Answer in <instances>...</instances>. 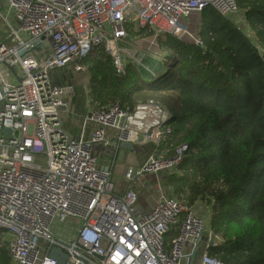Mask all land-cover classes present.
Listing matches in <instances>:
<instances>
[{
	"label": "built area",
	"instance_id": "obj_1",
	"mask_svg": "<svg viewBox=\"0 0 264 264\" xmlns=\"http://www.w3.org/2000/svg\"><path fill=\"white\" fill-rule=\"evenodd\" d=\"M3 2L0 231L11 264H231L210 254L224 239L199 213L202 203L192 205L163 191L150 207L140 203L136 181L151 175L159 183L161 173L180 168L189 149L181 143L172 154L170 148L160 150L172 133L169 109L155 101L133 109L119 102L99 108L89 101L87 111L78 114L74 86L54 83L53 72L85 71L80 61L103 45L117 72L125 74L140 29L156 40L189 34L202 45L188 29L190 15L211 6L242 28L236 0ZM122 142L154 149L139 167L128 169L130 186L118 194L112 176ZM39 156L45 164L37 162ZM54 222L74 223L75 239L58 237ZM172 229L177 233L168 240ZM54 246L68 254L65 262L49 256Z\"/></svg>",
	"mask_w": 264,
	"mask_h": 264
},
{
	"label": "trees",
	"instance_id": "obj_2",
	"mask_svg": "<svg viewBox=\"0 0 264 264\" xmlns=\"http://www.w3.org/2000/svg\"><path fill=\"white\" fill-rule=\"evenodd\" d=\"M236 2L246 29L214 7L204 8L198 32L203 44L168 35L163 44L172 62L155 77L143 75L132 60L119 74L103 45L80 63L89 75V101L99 108L119 102L133 109L137 94L151 82L174 92L166 98L172 133L160 150L170 148L172 154L181 143L189 149L178 170L160 174L163 187L169 196L209 207L210 227L224 239L210 249L212 256L231 264H264V0ZM142 33L151 34L143 29L136 34ZM147 146L154 149L135 145V151ZM176 233L172 229L168 240ZM0 264H11L3 239Z\"/></svg>",
	"mask_w": 264,
	"mask_h": 264
},
{
	"label": "rangeland",
	"instance_id": "obj_3",
	"mask_svg": "<svg viewBox=\"0 0 264 264\" xmlns=\"http://www.w3.org/2000/svg\"><path fill=\"white\" fill-rule=\"evenodd\" d=\"M1 10L3 13H7V9L5 8L2 0ZM12 18V15H11ZM191 24H189L188 29L192 35H198L199 28L201 26V17L200 12H193L190 17ZM182 22L186 24L188 22L187 18L182 19ZM0 28L2 31H6V24L0 19ZM243 29L247 28L246 23L244 22ZM137 35V34H136ZM176 38V37H175ZM166 37H162L159 39H155L153 35H149L147 33H142L140 36H135L133 42L135 43V50L132 54L127 56L128 61H133L136 63L140 70L143 71V75L145 73H154V77L162 71L166 70L168 64L172 62V52L163 44ZM188 39L194 43L195 40L191 35L187 34L183 39ZM145 50L152 51L153 53H148ZM131 52V51H130ZM68 71V70H67ZM64 71L62 69H56L53 72V82L61 83V84H72L74 86V97H76L77 108L87 107L90 99V85H89V75L87 71ZM71 75V77H69ZM150 82V81H149ZM162 89V87L158 86L156 82L147 83L145 88L137 94V103L145 102V101H155L161 103L167 108V100L166 98L172 96L174 92ZM136 103V104H137ZM150 152V147L147 146L144 150H141L140 155L147 157ZM133 151L130 149H120L116 154L115 168L112 176V180L115 183L116 190L118 193H124L130 186V182L126 177V165L129 162L130 157L133 155ZM37 162L41 164H45L46 159L44 156H39L37 158ZM159 183L156 181L155 177L147 176L143 181H136L135 189H137L140 193V203L144 208L150 207L155 199L158 197L160 191H163L165 194L166 188L164 186V181L162 176L159 175ZM161 182V183H160ZM159 184L161 188L159 189ZM201 209H199V213L203 215H207L209 217L210 212L209 207L205 206V204H201ZM58 223H56L57 225ZM54 226V225H53ZM0 239H3V234Z\"/></svg>",
	"mask_w": 264,
	"mask_h": 264
},
{
	"label": "crops",
	"instance_id": "obj_4",
	"mask_svg": "<svg viewBox=\"0 0 264 264\" xmlns=\"http://www.w3.org/2000/svg\"><path fill=\"white\" fill-rule=\"evenodd\" d=\"M4 4V2H3ZM11 20V23L12 25L15 24V20H12V18L10 19ZM6 31H7V28H6ZM6 31L4 33H2L0 31V39H4L5 38V35H6ZM141 35V34H140ZM138 34V36H140ZM152 73V72H151ZM151 73H147L148 76H151L152 74ZM76 98L74 97V103H75V106L76 108L78 107L77 104H76ZM88 108H86L85 106L84 107H80V109L77 108V113L78 114H83L87 111ZM120 149H130V148H127V147H123V146H119V148L116 150V154L118 153V151ZM131 150V149H130ZM133 151V155L130 157L129 159V162L128 164L126 165V173L128 171L129 168L133 167H139L146 159V157L140 155V153L138 151H135V150H132ZM115 161H116V156H115ZM115 161H114V168H115ZM114 168H113V172H114ZM116 193L117 190H116ZM118 194H123V193H118ZM56 223L58 222H54V226H53V230L55 232V234L60 237V238H65V239H75L76 237V230H74V228L72 227V225H74V223H67V224H60L58 223L56 225Z\"/></svg>",
	"mask_w": 264,
	"mask_h": 264
},
{
	"label": "water",
	"instance_id": "obj_5",
	"mask_svg": "<svg viewBox=\"0 0 264 264\" xmlns=\"http://www.w3.org/2000/svg\"><path fill=\"white\" fill-rule=\"evenodd\" d=\"M5 131L7 133H10L11 130L6 128ZM121 146L130 148L131 150H135V145L132 143H129V142H122ZM49 256L58 259L60 262H65L67 257H68V254L64 250H62L61 248L54 246L51 249Z\"/></svg>",
	"mask_w": 264,
	"mask_h": 264
}]
</instances>
